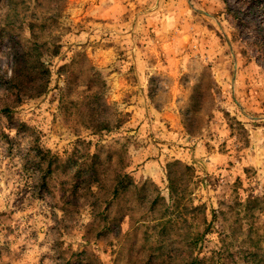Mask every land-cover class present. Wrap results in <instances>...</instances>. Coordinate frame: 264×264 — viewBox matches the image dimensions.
I'll return each mask as SVG.
<instances>
[{
  "label": "rangeland",
  "instance_id": "1",
  "mask_svg": "<svg viewBox=\"0 0 264 264\" xmlns=\"http://www.w3.org/2000/svg\"><path fill=\"white\" fill-rule=\"evenodd\" d=\"M237 2L0 0V264H259L264 0Z\"/></svg>",
  "mask_w": 264,
  "mask_h": 264
},
{
  "label": "trees",
  "instance_id": "2",
  "mask_svg": "<svg viewBox=\"0 0 264 264\" xmlns=\"http://www.w3.org/2000/svg\"><path fill=\"white\" fill-rule=\"evenodd\" d=\"M254 0H248V1H245V0H238V2H237V6L238 5H243L244 6V4H247V5H250V7L252 6V4H251V2H253ZM227 3V2H226ZM264 7V6H263ZM262 6H260V8H263ZM232 10V8L229 6L228 7V11H229V13H231L230 11ZM233 18H236L237 20H239L240 18L238 17V16H233ZM40 55V53H39V48H38V45H37V42H33V43H31L30 44V46L27 48V50H26V52H25V54L23 53L22 55H21V58H23V61L21 62V63H23V64H25V62H26V68L28 69V71L29 70H32V68L34 67L33 66V63L35 62V61H39V59H38V56ZM24 59H25V61H24ZM32 59V60H31ZM28 63H29V65H28ZM16 65L14 66V71H16V72H18V71H20L21 69H22V67H25V66H23V65H20V66H18V62H16L15 63ZM13 71V72H14ZM15 73L13 74V77H12V79H14L15 78ZM16 80H18V78L16 79ZM170 166V165H169ZM167 175H168V181H169V189H170V192H171V194H173L174 192H175V186H174V178H173V175H172V171H171V169H170V167H169V172H167ZM121 176V175H120ZM95 174L93 173V174H91V176H90V178L89 179H95ZM125 177H127L125 174L123 175V176H121L120 178L118 177V183H120V182H123V180L125 179ZM88 180V179H87ZM96 181V180H95ZM88 186H90V182L88 181ZM126 186H128V185H124V187H126ZM89 189V188H88ZM116 192V189L114 188V190H113V193H115ZM251 200H249V202H250ZM253 201H257V199L256 198H253L252 199V201L251 202H253ZM218 214H220V212H218ZM222 234V233H221ZM223 236H224V234H222ZM222 239L221 240H223V237H221ZM226 252V249L224 248V246H221L217 251H215V252H213V255H212V257H215V261H214V263H212V264H224V261H223V257H224V253ZM252 256H253V259H255L256 258V256L257 255H255L254 253H250ZM257 263H259V264H264V254L260 257V259L259 260H257Z\"/></svg>",
  "mask_w": 264,
  "mask_h": 264
}]
</instances>
